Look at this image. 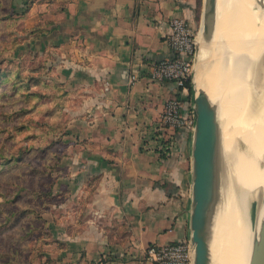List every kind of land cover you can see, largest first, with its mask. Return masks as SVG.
<instances>
[{"label":"crops","instance_id":"obj_1","mask_svg":"<svg viewBox=\"0 0 264 264\" xmlns=\"http://www.w3.org/2000/svg\"><path fill=\"white\" fill-rule=\"evenodd\" d=\"M199 1L31 0L39 49L67 95L49 188L60 202L50 213L61 216L51 224L62 264H153L148 246L187 238L191 131L160 117L166 102L190 106L191 95L151 81L150 71L172 58L169 20L193 27Z\"/></svg>","mask_w":264,"mask_h":264},{"label":"rangeland","instance_id":"obj_2","mask_svg":"<svg viewBox=\"0 0 264 264\" xmlns=\"http://www.w3.org/2000/svg\"><path fill=\"white\" fill-rule=\"evenodd\" d=\"M31 4L0 0V264H62L56 252L64 245L51 224L61 216L50 213L60 202L49 188L59 173L67 95L48 72ZM203 9L200 0L191 27L195 37ZM251 65L247 79L256 91Z\"/></svg>","mask_w":264,"mask_h":264},{"label":"bare ground","instance_id":"obj_3","mask_svg":"<svg viewBox=\"0 0 264 264\" xmlns=\"http://www.w3.org/2000/svg\"><path fill=\"white\" fill-rule=\"evenodd\" d=\"M197 33L194 82L216 109L219 133L209 264H250L264 224V0H217L212 39Z\"/></svg>","mask_w":264,"mask_h":264},{"label":"water","instance_id":"obj_4","mask_svg":"<svg viewBox=\"0 0 264 264\" xmlns=\"http://www.w3.org/2000/svg\"><path fill=\"white\" fill-rule=\"evenodd\" d=\"M216 2L217 0H204L200 29L203 31L206 42H210L212 39ZM196 38V52L191 76L192 93L189 106L193 116L191 130L192 185L186 240L190 249V264H209L208 226L210 216H212L217 202L219 133L216 109L210 104L202 90H196L194 82V67L199 52ZM258 93L259 91L256 89V94ZM250 264H264V224Z\"/></svg>","mask_w":264,"mask_h":264},{"label":"built area","instance_id":"obj_5","mask_svg":"<svg viewBox=\"0 0 264 264\" xmlns=\"http://www.w3.org/2000/svg\"><path fill=\"white\" fill-rule=\"evenodd\" d=\"M168 30L167 42L172 58L153 64L150 80L155 83L171 82L178 90H187L184 84L193 72L195 36L188 22L179 18L169 20ZM135 80V76L130 78V82ZM160 125L191 131L193 116L190 107L177 99L169 100L160 117ZM144 257L153 264H190L189 244L185 239L170 245H150L145 249Z\"/></svg>","mask_w":264,"mask_h":264},{"label":"trees","instance_id":"obj_6","mask_svg":"<svg viewBox=\"0 0 264 264\" xmlns=\"http://www.w3.org/2000/svg\"><path fill=\"white\" fill-rule=\"evenodd\" d=\"M185 88L188 90L189 95H191L192 93V87H191V78L188 79L185 84H184Z\"/></svg>","mask_w":264,"mask_h":264}]
</instances>
